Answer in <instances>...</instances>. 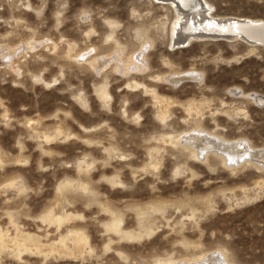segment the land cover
Wrapping results in <instances>:
<instances>
[{"label": "rangeland", "instance_id": "rangeland-1", "mask_svg": "<svg viewBox=\"0 0 264 264\" xmlns=\"http://www.w3.org/2000/svg\"><path fill=\"white\" fill-rule=\"evenodd\" d=\"M172 7L0 0V264H264V167L183 138L264 150V47L180 48Z\"/></svg>", "mask_w": 264, "mask_h": 264}, {"label": "bare ground", "instance_id": "bare-ground-1", "mask_svg": "<svg viewBox=\"0 0 264 264\" xmlns=\"http://www.w3.org/2000/svg\"><path fill=\"white\" fill-rule=\"evenodd\" d=\"M158 1H169L173 6L172 9L174 8L176 12V18L172 27V35L175 40V43H173L175 45L177 44L180 48L185 47V45L188 46L192 39L218 40V38L234 39L246 43L252 46V48L257 46L264 47V18L215 16L212 12V5L207 0ZM144 57H146L145 54ZM144 57L141 56V59ZM141 59L140 61H143V59ZM248 97L252 98L258 104L259 102L264 103V96L258 93H249ZM205 136L206 134L195 135L192 133L185 135L183 138L188 144L194 145L197 156L201 158H204L208 154V150L217 149L218 152L220 151L223 154L225 161L229 165H236V163L245 161V159H252L264 167V150L253 151L254 148L250 146L246 140H234L233 142L219 138H209V141ZM225 256L223 252H221L220 255L213 253L204 256L206 258L201 259L199 262L195 261L196 263L193 264H233L230 263L228 259H226L227 256Z\"/></svg>", "mask_w": 264, "mask_h": 264}]
</instances>
